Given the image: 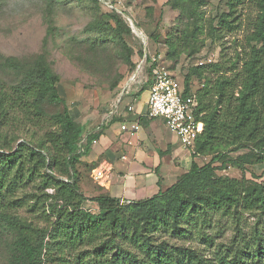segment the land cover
<instances>
[{
	"label": "rangeland",
	"instance_id": "obj_1",
	"mask_svg": "<svg viewBox=\"0 0 264 264\" xmlns=\"http://www.w3.org/2000/svg\"><path fill=\"white\" fill-rule=\"evenodd\" d=\"M204 1L200 8L202 32L197 34L191 47L180 45L174 49L167 40L190 37L195 28L193 19L180 16L177 0H98L99 4L92 0H0V87L11 94L10 89L20 82L24 73L36 61L44 60L57 77V89L67 102L72 118L86 124L87 132L105 125L106 117L120 98L127 103L144 92L150 94L154 57L182 84L190 74V89L196 94L203 88L205 79H200L193 69L216 63L226 67L241 61L246 53V37L253 32L252 25L259 14L258 7L246 0L238 9L239 28L219 40L212 36L211 25L216 26L229 12L228 0ZM112 8L132 21L134 27L131 26L141 40L127 38L134 51V68L124 62L125 50L120 42H101L96 23L101 17L113 23ZM143 50L144 56H141ZM205 76L216 79L218 75L207 72ZM63 111L62 104H45L40 116L32 108L27 113L10 112L7 124L0 129L3 151L23 148L25 154L23 172L13 170L0 209V264H14L22 251L27 253L25 264L35 261V264H76V256L89 249L80 248L64 263L56 251L41 250V245L50 243V234L56 226L50 207L56 206V190L46 186V171L39 169L25 148L36 149L45 143L62 160L64 154L56 142L49 141L59 136L61 126L55 117ZM239 154L232 153L231 157ZM191 156L189 151L188 159L182 161L183 169L166 177L165 187L175 181L176 175H184V169L190 167ZM87 159L84 161L90 163ZM210 159L211 156L205 155L196 161L203 165ZM78 170L81 193L88 199L83 208L99 217L100 209L91 199L100 194L102 186L86 165H80ZM54 173L60 175L59 169ZM217 173L264 183V163L246 164L243 172L230 167ZM121 189H124L122 185L113 189L112 194L118 198L140 194L131 188H126L123 194ZM233 211L183 221L180 228L186 231L184 236L162 231L155 239L166 240L172 246L193 247L209 258L222 250L231 252L245 243L252 245L254 232H264V208L240 207L236 213Z\"/></svg>",
	"mask_w": 264,
	"mask_h": 264
},
{
	"label": "trees",
	"instance_id": "obj_2",
	"mask_svg": "<svg viewBox=\"0 0 264 264\" xmlns=\"http://www.w3.org/2000/svg\"><path fill=\"white\" fill-rule=\"evenodd\" d=\"M92 1L99 4L98 0ZM177 1L180 16L193 19L195 28L190 37L175 38L178 45L172 39L167 40L174 49L180 45L191 47L202 32L200 8L205 3L204 0ZM251 2L258 7L259 14L253 22V32L246 37L245 57L226 67L216 63L193 69L200 79H205L203 88L196 92L204 130L196 141L187 173L168 189L139 201L121 203V199L100 187V194L91 199L100 209L99 217L83 208L88 199L81 193L78 168L80 165H86L90 171L96 168V163H86L84 158L89 156L104 128L87 132L86 124L72 118L67 102L57 89V77L44 60L36 61L24 73L20 82L10 89L11 94L0 87V129L7 124L10 112L27 113L32 108L40 116L45 104L64 106L63 113L55 117L61 126L59 136L49 141L56 142L63 159L54 155L45 143L36 149L24 147L39 169L46 171V186L56 190V206H50L56 226L50 234V243L41 245L42 251H56L64 263L80 248L88 247L76 256V264H264L263 230L254 232L252 245L245 243L231 252L219 251L214 258L193 247L172 246L166 240L155 239L162 231L184 236L186 231L180 225L198 216L221 211L228 214L232 210L236 213L240 207L264 208V183L217 173L230 167L243 172L246 164L264 163V0ZM245 3L246 0H228L229 12L216 26L211 25L212 36L222 40L226 33L237 30L241 24L238 9ZM112 12L113 23L103 17L96 23L101 42H120L125 50L124 62L134 68V51L127 38H140L120 11L112 8ZM207 72L218 76L206 77ZM190 82L188 74L183 83L185 96L193 94ZM47 152L51 155L47 156ZM235 152L242 153L231 157ZM205 155L211 159L200 165L196 158ZM24 156L23 148L3 151L0 146V209L13 170L23 172ZM55 169H59L60 175H55ZM26 256L25 251L19 252L14 264H25Z\"/></svg>",
	"mask_w": 264,
	"mask_h": 264
},
{
	"label": "crops",
	"instance_id": "obj_3",
	"mask_svg": "<svg viewBox=\"0 0 264 264\" xmlns=\"http://www.w3.org/2000/svg\"><path fill=\"white\" fill-rule=\"evenodd\" d=\"M152 83L153 77L150 90ZM149 97L150 94L144 92L131 102L124 103L122 98L117 100L106 117L105 125L101 126L104 128L102 136L86 157L90 163H96L95 169L110 170L109 175L99 182L103 192L118 198L112 194V190H117L121 185L123 194L126 188L140 192L136 197H119L127 202L148 199L168 189L182 175H176L175 181L167 187L164 184L166 177L183 169L182 161L188 159L189 150L180 145L176 135L172 136L174 133L165 122L147 117ZM133 123L140 125L135 135L122 131L123 125ZM189 168L184 169V174ZM156 169L159 173H156Z\"/></svg>",
	"mask_w": 264,
	"mask_h": 264
},
{
	"label": "built area",
	"instance_id": "obj_4",
	"mask_svg": "<svg viewBox=\"0 0 264 264\" xmlns=\"http://www.w3.org/2000/svg\"><path fill=\"white\" fill-rule=\"evenodd\" d=\"M129 21L133 26L132 21L130 19ZM152 72L153 83L148 100L147 117L162 119L167 128L177 136L180 145L191 154L195 153L196 141L204 130L201 119L203 115L198 113L199 103L196 94L185 96L180 80L155 57L152 58ZM139 130L138 123L122 126V131H128L131 135H135ZM96 143L97 141H94V144ZM109 173L110 170L94 169L93 178L100 182ZM124 202L121 200V203Z\"/></svg>",
	"mask_w": 264,
	"mask_h": 264
}]
</instances>
